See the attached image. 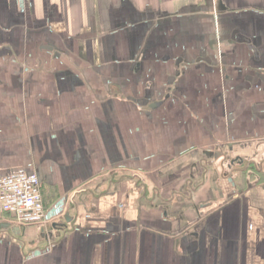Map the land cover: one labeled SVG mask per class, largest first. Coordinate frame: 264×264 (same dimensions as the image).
<instances>
[{"label": "crops", "instance_id": "obj_1", "mask_svg": "<svg viewBox=\"0 0 264 264\" xmlns=\"http://www.w3.org/2000/svg\"><path fill=\"white\" fill-rule=\"evenodd\" d=\"M263 162L264 0H0V178L70 198L0 264H264Z\"/></svg>", "mask_w": 264, "mask_h": 264}, {"label": "built area", "instance_id": "obj_2", "mask_svg": "<svg viewBox=\"0 0 264 264\" xmlns=\"http://www.w3.org/2000/svg\"><path fill=\"white\" fill-rule=\"evenodd\" d=\"M20 5L23 0H16ZM70 198L60 197L45 205L40 180L35 173L14 170L0 178V211L14 216L19 224H44L62 216Z\"/></svg>", "mask_w": 264, "mask_h": 264}, {"label": "rangeland", "instance_id": "obj_3", "mask_svg": "<svg viewBox=\"0 0 264 264\" xmlns=\"http://www.w3.org/2000/svg\"><path fill=\"white\" fill-rule=\"evenodd\" d=\"M222 151H224V150H222ZM227 155L230 156L229 153H228ZM263 163H264V162H263ZM257 166H258V167H259V166L263 167L264 165H257ZM199 167H204V166H202V165L197 166V168H199ZM199 169H200V168H199Z\"/></svg>", "mask_w": 264, "mask_h": 264}, {"label": "water", "instance_id": "obj_4", "mask_svg": "<svg viewBox=\"0 0 264 264\" xmlns=\"http://www.w3.org/2000/svg\"><path fill=\"white\" fill-rule=\"evenodd\" d=\"M67 220V222H68V219H66ZM5 226H8V225H5ZM55 226V225H54ZM13 231H14V229H12Z\"/></svg>", "mask_w": 264, "mask_h": 264}]
</instances>
